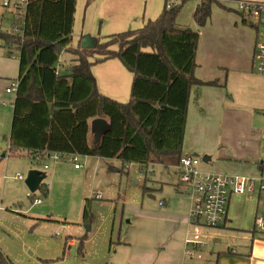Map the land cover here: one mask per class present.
<instances>
[{
  "label": "trees",
  "instance_id": "1",
  "mask_svg": "<svg viewBox=\"0 0 264 264\" xmlns=\"http://www.w3.org/2000/svg\"><path fill=\"white\" fill-rule=\"evenodd\" d=\"M211 2L201 0L197 6L198 25L209 20ZM168 3L155 19L99 36L92 49L82 50L73 46L77 0H27L22 32L0 28L8 56L19 60L12 152L26 148L33 160L36 153L43 160L48 154L67 153L144 165L179 164L186 155L183 144L192 88L217 85L218 80L196 77L200 34L180 26V4ZM62 53L70 55V65L60 62ZM107 59L120 60L133 74L127 102L98 91L92 66ZM28 117L37 118L47 132L27 127ZM97 117L108 119L110 128L94 146L89 142L90 120ZM40 190L47 191V185L42 183ZM83 215L88 217L87 207ZM0 264H13L1 249Z\"/></svg>",
  "mask_w": 264,
  "mask_h": 264
},
{
  "label": "rangeland",
  "instance_id": "2",
  "mask_svg": "<svg viewBox=\"0 0 264 264\" xmlns=\"http://www.w3.org/2000/svg\"><path fill=\"white\" fill-rule=\"evenodd\" d=\"M98 1L100 0H80L83 3L82 18L86 7L92 9L98 5ZM165 2L164 0L163 5ZM171 2L180 4L177 22L199 32L197 54L201 51L214 61L211 67L197 62L199 66L196 69L215 72L222 70L223 62H228L232 50L239 45L241 35L247 37V49H250V53L246 56L250 67L256 30L249 21H242L235 3L223 5L221 0H212L210 18L205 25L200 26L193 14L194 0ZM1 14L3 19L0 28L3 31L9 30L12 27L10 14L0 7ZM114 26L117 28L113 25V29ZM113 29L109 32L101 31L98 24L96 33L100 32L99 35L103 38L113 32H120ZM4 45L5 42L0 39V51L8 56ZM64 57L65 53H62L61 63ZM10 58L18 59L17 56ZM227 68L229 78L233 79L238 69ZM12 78H17V75H10V79ZM11 83L12 81L7 87ZM15 94L13 92L14 96ZM6 104L13 108L10 102ZM254 110L263 115L264 100L255 102ZM5 117L9 119L7 110ZM258 126L264 128V116ZM202 129L203 126L199 125L196 118H192L188 124L186 122L183 144V153L187 151L186 148H192L189 152L197 154L200 160L206 153L197 149L202 150L205 145L214 143V134L210 129H204V132ZM0 142H3L0 147V249L13 264H125L124 256L130 247L124 246L126 238L137 235L134 228L137 221L144 218L138 215L142 205L144 208L148 205L149 210L158 211L165 207L159 202L168 201V194L177 190L190 202V195L182 188L176 165L124 163L119 158L76 154L80 170L75 168V161L67 158L46 159L44 164L48 167L44 169L43 163L33 160L26 151L12 152L9 136H3L1 130ZM216 142V148H221L218 140ZM258 161H263V169L259 162L254 161V173L242 176L256 180L264 176V144ZM214 163L213 160L201 167L205 172L219 173L213 168ZM30 169L46 172L42 183L47 185V191H30L25 183L27 173L23 171L28 172ZM18 175H22V179H18ZM255 184L258 185V181ZM36 198H40L41 202L34 203ZM261 203L264 204V190ZM85 207L89 211L87 218L83 215ZM260 234L264 233L258 235ZM128 243L131 241L128 240Z\"/></svg>",
  "mask_w": 264,
  "mask_h": 264
},
{
  "label": "crops",
  "instance_id": "3",
  "mask_svg": "<svg viewBox=\"0 0 264 264\" xmlns=\"http://www.w3.org/2000/svg\"><path fill=\"white\" fill-rule=\"evenodd\" d=\"M163 1L100 0L92 9L87 6L85 16L82 18L83 3L77 0L73 46L82 50L92 49L95 40L100 36V32L96 33L98 24L101 31L107 32L113 29V25L117 26V28L114 26L113 31L140 27L148 19H154L161 13ZM171 1L169 0L170 3ZM200 2L201 0H194L195 10ZM178 24L184 26L179 22ZM238 44L232 50L228 62H223L222 70L219 69L217 72L195 70V75L199 79L210 81L216 77L218 84L195 85L190 94L187 113V124L192 118H196L199 125L203 126V132L209 128L214 134L213 144L197 150L204 151L206 153L204 155H210L208 163L214 160L213 168L227 175L254 173V161L259 162L260 168L263 169V161L258 160L262 156L264 128L258 124L264 113L259 115L254 110V105L255 102L264 100V75L256 74L252 70V58L249 67L246 56L250 53V49H247V37L241 35ZM63 60L65 66L70 65L71 57L68 53H65ZM196 61L200 65L204 63L210 67L214 63L213 59H209L201 51L197 54ZM227 67L238 69L233 79L229 78ZM18 72L19 60L4 56L0 51V87H3L0 90V130L3 136H9V146L13 108L6 103L14 104L16 94L14 96V91L8 92L7 85L18 78ZM92 73L100 93L122 102L130 99L133 74L120 60L107 59L96 62L92 66ZM10 75H17V78L10 79ZM5 110L9 112L8 120L5 117ZM92 121L93 119L90 120L89 142L96 145L98 141ZM106 122H109L108 119ZM25 124L32 130L47 132L44 124L37 118L28 117ZM217 140L221 148H216ZM2 145L3 142H0V147ZM190 149L186 148L185 154L197 155L189 152ZM23 151L27 152V149ZM75 168L80 170L81 166ZM23 171L25 174L28 173L27 170ZM263 190H260L258 182V185L255 184L246 194L230 195L226 224L209 229L211 236L200 247L202 264H264V234L258 235L262 232L254 230L256 216L264 215V204L261 203ZM162 201L164 204L161 206L165 207L158 211L149 210L148 205L146 208L141 206L138 215L144 218L138 220L134 228L137 237L126 238L124 246L130 247L124 256L125 264H185L196 261L195 257L187 254L191 248L187 243L191 230L190 202L186 201L178 190L168 194V201ZM242 233L246 236L240 237ZM128 240L131 243H128ZM232 248H235L236 252H232Z\"/></svg>",
  "mask_w": 264,
  "mask_h": 264
},
{
  "label": "built area",
  "instance_id": "4",
  "mask_svg": "<svg viewBox=\"0 0 264 264\" xmlns=\"http://www.w3.org/2000/svg\"><path fill=\"white\" fill-rule=\"evenodd\" d=\"M223 4L235 3L236 11L240 14L244 21H249L256 30L255 41L252 54V70L255 73L264 75V0H221ZM170 2L168 6H170ZM176 4V3H173ZM27 0H2L0 7L10 14L12 27L8 30L13 33H20L23 30L26 15ZM3 14L0 15V22ZM58 73V71H57ZM8 92L17 91V81H13L11 86L7 88ZM264 142V138H263ZM48 159L67 158L76 162V154L53 153L48 154ZM34 160L42 162L44 169L48 165L42 159V155L36 153ZM203 160L197 155L186 154L177 168L180 172L181 183L183 189L190 195V212L189 223L191 225L190 237L187 243L191 245L187 254L195 257L194 263L185 264H202L203 259L200 247L204 244L211 234L209 229L219 228L226 224L228 215V204L230 195L246 194L252 190L255 183L259 182L260 190L264 189V176L260 179L242 175H227L221 173L205 172L201 165ZM79 163H75V167H80ZM22 179V175L17 176ZM100 198L101 195H98ZM41 199L36 198L34 203H40ZM160 204H164L163 201ZM254 230L264 233V215H258L255 218ZM242 233L240 237H245ZM236 252L235 248L231 249Z\"/></svg>",
  "mask_w": 264,
  "mask_h": 264
},
{
  "label": "water",
  "instance_id": "5",
  "mask_svg": "<svg viewBox=\"0 0 264 264\" xmlns=\"http://www.w3.org/2000/svg\"><path fill=\"white\" fill-rule=\"evenodd\" d=\"M92 127L95 130L96 138H97V144L94 146H97L101 140V137L103 134L110 128V123L106 122V119L103 117H97L94 118L92 121ZM210 155H204L202 157V160L205 163H208L210 160ZM46 177V172L41 169H30L27 173V177L25 179V183L27 184L30 191L35 192L36 190L40 189V186L43 182V179ZM90 228V227H88Z\"/></svg>",
  "mask_w": 264,
  "mask_h": 264
}]
</instances>
